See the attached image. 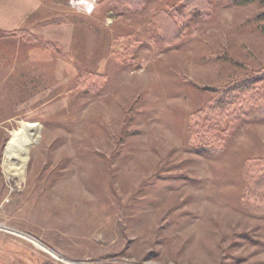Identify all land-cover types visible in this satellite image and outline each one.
<instances>
[{
    "label": "rangeland",
    "instance_id": "obj_1",
    "mask_svg": "<svg viewBox=\"0 0 264 264\" xmlns=\"http://www.w3.org/2000/svg\"><path fill=\"white\" fill-rule=\"evenodd\" d=\"M38 2L0 0V226L53 253L0 264H264V0Z\"/></svg>",
    "mask_w": 264,
    "mask_h": 264
},
{
    "label": "bare ground",
    "instance_id": "obj_2",
    "mask_svg": "<svg viewBox=\"0 0 264 264\" xmlns=\"http://www.w3.org/2000/svg\"><path fill=\"white\" fill-rule=\"evenodd\" d=\"M37 131H38L37 127H35V125H33L31 123H21L20 126L18 127V129L13 130L12 135L10 137V140L5 147V150H4L5 158L3 160V167H4L9 178H12L13 175H15V173L18 174L19 176H21L22 171H23V166H24L23 163H25V160H26L25 159L26 158V151L28 149V146L37 139ZM14 148H19L18 152H21L23 150V153L25 154V156L22 158L21 162L18 163L19 166L18 167L15 166L16 168L14 170H12L13 171V173H12L10 170V165H12L10 163L11 162L10 157L13 153ZM0 227H2V229L10 230V231L14 232L15 234L23 235L28 240H30L34 244H36L38 247H41V248L48 250V251H51L49 248H47L38 239H36L30 235H27V234L23 233L22 231L7 228L4 226H0ZM56 256L58 258L64 260L65 262H68L69 264H87L86 262L67 259L65 257L58 255V254H56Z\"/></svg>",
    "mask_w": 264,
    "mask_h": 264
},
{
    "label": "crops",
    "instance_id": "obj_3",
    "mask_svg": "<svg viewBox=\"0 0 264 264\" xmlns=\"http://www.w3.org/2000/svg\"><path fill=\"white\" fill-rule=\"evenodd\" d=\"M26 3L27 5L25 4L24 7H32L31 9H34L35 7H38L39 6V2L38 0H26ZM10 5H4L3 6L1 5V9H0V13L3 12H8L10 7ZM24 7L22 9H24Z\"/></svg>",
    "mask_w": 264,
    "mask_h": 264
},
{
    "label": "trees",
    "instance_id": "obj_4",
    "mask_svg": "<svg viewBox=\"0 0 264 264\" xmlns=\"http://www.w3.org/2000/svg\"><path fill=\"white\" fill-rule=\"evenodd\" d=\"M232 1H234V2H237V3H239V2H247V1H251V0H232ZM166 10H164L163 11V13L165 12ZM157 13V12H156ZM160 13H158V15H159ZM171 21V20H170ZM238 89H240V87H237ZM238 91V90H237ZM234 93V92H233ZM205 113V111H203V114ZM220 144H218V145H216V146H219ZM211 147V146H210ZM213 147H215L214 145H213Z\"/></svg>",
    "mask_w": 264,
    "mask_h": 264
},
{
    "label": "water",
    "instance_id": "obj_5",
    "mask_svg": "<svg viewBox=\"0 0 264 264\" xmlns=\"http://www.w3.org/2000/svg\"><path fill=\"white\" fill-rule=\"evenodd\" d=\"M81 262H85V261H81ZM87 264H90V263H88V262H86Z\"/></svg>",
    "mask_w": 264,
    "mask_h": 264
}]
</instances>
